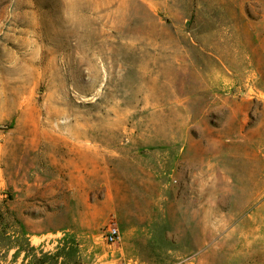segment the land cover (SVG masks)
<instances>
[{
    "label": "rangeland",
    "instance_id": "rangeland-1",
    "mask_svg": "<svg viewBox=\"0 0 264 264\" xmlns=\"http://www.w3.org/2000/svg\"><path fill=\"white\" fill-rule=\"evenodd\" d=\"M0 264H264V0H0Z\"/></svg>",
    "mask_w": 264,
    "mask_h": 264
},
{
    "label": "built area",
    "instance_id": "built-area-1",
    "mask_svg": "<svg viewBox=\"0 0 264 264\" xmlns=\"http://www.w3.org/2000/svg\"><path fill=\"white\" fill-rule=\"evenodd\" d=\"M104 239L108 245H115L121 239L120 229L115 224H109L104 230Z\"/></svg>",
    "mask_w": 264,
    "mask_h": 264
}]
</instances>
